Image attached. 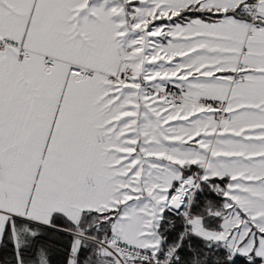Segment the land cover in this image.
<instances>
[{
    "label": "snow or ice",
    "instance_id": "snow-or-ice-1",
    "mask_svg": "<svg viewBox=\"0 0 264 264\" xmlns=\"http://www.w3.org/2000/svg\"><path fill=\"white\" fill-rule=\"evenodd\" d=\"M0 264H264V0H0Z\"/></svg>",
    "mask_w": 264,
    "mask_h": 264
}]
</instances>
